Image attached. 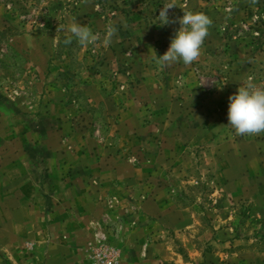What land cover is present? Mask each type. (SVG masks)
<instances>
[{"label": "rangeland", "instance_id": "374dc122", "mask_svg": "<svg viewBox=\"0 0 264 264\" xmlns=\"http://www.w3.org/2000/svg\"><path fill=\"white\" fill-rule=\"evenodd\" d=\"M170 5L169 19L177 22L160 25L159 12ZM183 12L206 14L212 21L208 35L191 64L177 61L163 67L156 55L168 50ZM73 22L92 29L97 41L82 46L72 37L65 43L63 37L70 34L60 28ZM109 26L116 31L105 46ZM0 31V102L10 121L30 134L31 152L38 144L52 150L64 146L73 160L79 156L72 151L87 149L90 143L101 152L110 151L114 159L124 152L137 166L143 158H156L167 134L175 136L176 144L194 152L186 172L174 176L193 183L167 185L180 190L178 203L189 207L198 222V238L186 237L195 239L192 260L174 232L158 230L160 235L166 234L189 264H223L222 252L250 247L254 233L247 225V201H224L219 185L206 178L215 177L223 155L219 145L264 139V132L237 135L227 118L228 98L238 87L252 82L264 88V0H0ZM92 86L110 95L109 102L91 100L87 90H94ZM32 128L41 133L52 128L54 134L41 138ZM115 188L117 207L134 191L141 193L140 186L123 182ZM134 198L126 203L129 208L139 201ZM219 209L226 214L227 226L235 225L238 231L229 230L210 243L207 226ZM98 218L97 229L119 257L122 226L131 217L114 212ZM14 220L0 215L1 227L6 225L0 231V264H32L34 252L29 241L15 234ZM241 238L249 245L238 244Z\"/></svg>", "mask_w": 264, "mask_h": 264}, {"label": "crops", "instance_id": "0c3cea01", "mask_svg": "<svg viewBox=\"0 0 264 264\" xmlns=\"http://www.w3.org/2000/svg\"><path fill=\"white\" fill-rule=\"evenodd\" d=\"M92 87L94 90H87L91 100L109 102L110 95ZM4 107L0 102V215L15 217L14 232L20 234L21 240L29 241L34 252L32 264H89L87 246L98 228V217L113 216L114 212L117 216L131 217L122 226L116 264H189L186 256L173 248L166 234L160 235L158 230L174 232L192 260L195 239L191 237L198 238L197 221L189 207L178 203L180 190L167 185L193 183L174 176L186 172L194 152L176 144V137L169 134L157 150L156 158H143L137 166L124 152L114 159L110 151L101 152L90 143L87 149L79 147L76 153L72 151L79 156L73 160L68 159L71 151L64 146L52 150L49 145L38 144L37 151L31 152L33 143H27L30 134L23 133L19 122L10 121ZM19 112L13 111L15 115ZM32 130L41 138L54 134L52 128L44 129V133L37 128ZM126 131L122 132L124 136ZM219 146L223 155L217 161L215 177L206 179L219 185L224 201H247V225L251 224L248 229L254 233L249 240L253 242L251 245L247 242L249 236L238 241L249 248L222 252L221 260L223 264H264V139L244 138L234 145ZM188 155V162H179ZM120 182L141 188L140 194L134 191V195L126 198V203H132V196L139 200L131 208L126 203L116 206L115 187ZM219 213L215 217H220H214L207 226L209 237L212 236L210 243L229 230L238 231L235 225L227 226L226 214L221 209ZM5 227L0 225V231ZM187 235L191 237L187 239Z\"/></svg>", "mask_w": 264, "mask_h": 264}, {"label": "clouds", "instance_id": "9594fccd", "mask_svg": "<svg viewBox=\"0 0 264 264\" xmlns=\"http://www.w3.org/2000/svg\"><path fill=\"white\" fill-rule=\"evenodd\" d=\"M163 7L159 12V24L176 23L169 19L168 9ZM180 27L175 30L170 39V46L162 55L157 56V62L163 67H169L173 62L182 61L185 65L195 61L201 52V46L208 35L211 19L204 13L183 12L178 18ZM62 32L69 33L65 43H70L72 37L82 45L87 46L97 41L96 34L87 26L73 22L67 28L61 27ZM115 27L109 26L103 40L105 46L111 42ZM228 126H231L237 135H252L264 132V88L249 82L238 87L237 91L228 98Z\"/></svg>", "mask_w": 264, "mask_h": 264}, {"label": "built area", "instance_id": "2783aa9c", "mask_svg": "<svg viewBox=\"0 0 264 264\" xmlns=\"http://www.w3.org/2000/svg\"><path fill=\"white\" fill-rule=\"evenodd\" d=\"M107 236L97 229L93 233V240L88 243L87 254L89 264H116L118 259L117 249L111 245Z\"/></svg>", "mask_w": 264, "mask_h": 264}, {"label": "trees", "instance_id": "16d2710c", "mask_svg": "<svg viewBox=\"0 0 264 264\" xmlns=\"http://www.w3.org/2000/svg\"><path fill=\"white\" fill-rule=\"evenodd\" d=\"M0 33H1V31H0ZM63 38L66 39V38H68V37H65V36H64Z\"/></svg>", "mask_w": 264, "mask_h": 264}]
</instances>
